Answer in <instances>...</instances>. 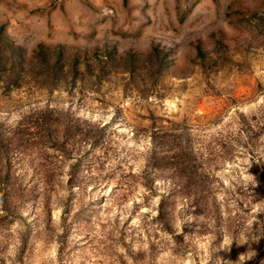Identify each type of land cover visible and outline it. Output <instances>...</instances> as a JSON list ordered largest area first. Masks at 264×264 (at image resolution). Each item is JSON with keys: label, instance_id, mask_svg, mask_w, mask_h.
<instances>
[{"label": "rangeland", "instance_id": "1", "mask_svg": "<svg viewBox=\"0 0 264 264\" xmlns=\"http://www.w3.org/2000/svg\"><path fill=\"white\" fill-rule=\"evenodd\" d=\"M49 7L28 31L10 28L2 12L0 25L27 53L40 43L62 45L82 61L84 50L144 51L154 42L173 49L174 65L147 97L127 75L94 63L91 73L81 66L82 82L50 96L0 91L7 125L46 105L109 124L95 145L71 137L64 153L38 144L15 157L6 186L25 203L9 209L11 217L0 211V264H249L262 255L264 27L249 14L264 17V0H51ZM196 43L204 67L194 61ZM169 122L192 132L197 172H184L192 191L188 184L179 191L171 171L157 173L152 190L142 185L148 137ZM161 195L168 231L157 217Z\"/></svg>", "mask_w": 264, "mask_h": 264}, {"label": "trees", "instance_id": "2", "mask_svg": "<svg viewBox=\"0 0 264 264\" xmlns=\"http://www.w3.org/2000/svg\"><path fill=\"white\" fill-rule=\"evenodd\" d=\"M226 15L230 16L228 13ZM262 16L254 10L250 12L249 17L254 21L251 22L256 28L264 27ZM222 40L223 35L219 33L215 45L219 47ZM192 48L194 61L204 67V49L199 43L192 44ZM82 52L84 58L80 61V54L76 49L74 52L66 53L62 45L49 46L40 43L27 53L22 46L10 39L5 34L3 26H0V91L8 95L13 90L27 88L42 91L41 95L50 96L64 85L70 84L72 87L77 81L82 82L79 71L81 66L84 67L85 73H91V63H94L100 71L105 69L127 75L128 83H134L136 91L142 97H147L151 95V89L157 86L161 75L174 65L173 49L154 42H150L144 51L127 49L119 53L114 45H104L101 49H93L90 54L86 50ZM97 81L100 83L101 79L98 78ZM240 117L246 125L243 114H240ZM108 126L109 124L95 125L91 121L74 117L70 109L58 110L48 105L31 108L14 125L0 121V211L9 216L13 212L9 209H17L18 205L25 203V200H18L6 186L11 163L16 156L28 153L38 144L64 153L66 151L64 147L71 137L95 145L102 141ZM169 127L153 131L148 137L150 149L144 156L147 174L146 182L142 185L145 189L152 190L156 174L171 171L178 183L179 191L185 189L186 184L192 191L196 183H191V179L184 175L189 169L192 174L197 172L195 165L197 153L191 144L192 132L185 124L169 122ZM242 131L245 133L244 147L247 153H252L254 144L249 128H243ZM75 181L76 176L70 174L69 189L74 188ZM193 193L196 196L191 198L192 203L198 206L199 192ZM160 197L157 217L164 230L168 231L164 215V196ZM62 223L64 225V222ZM61 235H64V232Z\"/></svg>", "mask_w": 264, "mask_h": 264}, {"label": "crops", "instance_id": "3", "mask_svg": "<svg viewBox=\"0 0 264 264\" xmlns=\"http://www.w3.org/2000/svg\"><path fill=\"white\" fill-rule=\"evenodd\" d=\"M50 1L51 0H4L5 3H0V14L2 12L5 18L8 19V26L10 28L15 30L17 24H22L23 28H16V30L25 32L33 26V18L47 16L51 8H47ZM64 1L66 2L67 0ZM41 11H43L42 14L39 13ZM24 17L26 18L24 19Z\"/></svg>", "mask_w": 264, "mask_h": 264}, {"label": "water", "instance_id": "4", "mask_svg": "<svg viewBox=\"0 0 264 264\" xmlns=\"http://www.w3.org/2000/svg\"><path fill=\"white\" fill-rule=\"evenodd\" d=\"M262 263H264V253L260 255L258 258L254 259L249 264H262Z\"/></svg>", "mask_w": 264, "mask_h": 264}]
</instances>
